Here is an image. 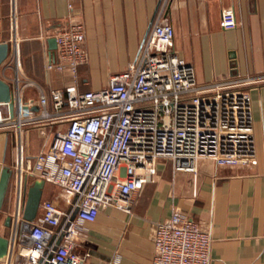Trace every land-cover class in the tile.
<instances>
[{
    "label": "built area",
    "instance_id": "built-area-1",
    "mask_svg": "<svg viewBox=\"0 0 264 264\" xmlns=\"http://www.w3.org/2000/svg\"><path fill=\"white\" fill-rule=\"evenodd\" d=\"M167 1L160 0L134 57L97 88L81 87L86 78L78 70L87 62L83 22L70 19L45 34L55 39L54 48L47 42L44 47L45 70L68 76L51 90L50 104L46 90L20 71L17 12L10 0L7 58L13 74L0 69V78L9 84L12 113L9 100H0V130L11 133L14 158L3 264H80L86 252L78 251V237L85 223L108 204L129 211V198L153 179L159 159L183 170H193L199 157L215 164L253 161L250 96L247 87H238L251 77L198 83L192 65L173 48ZM218 23L235 26L231 6L219 10ZM27 126L43 138L34 154L24 151ZM34 179L51 183L53 192L41 197L39 216L27 220L22 211ZM210 240L209 228L173 207L153 222L151 264H209ZM119 258L115 254L113 261Z\"/></svg>",
    "mask_w": 264,
    "mask_h": 264
},
{
    "label": "crops",
    "instance_id": "crops-1",
    "mask_svg": "<svg viewBox=\"0 0 264 264\" xmlns=\"http://www.w3.org/2000/svg\"><path fill=\"white\" fill-rule=\"evenodd\" d=\"M159 2L15 0L20 71L44 90L68 82L66 72L45 70L44 47L45 34L64 27L70 19L84 24L90 66L109 63L114 72L122 70L134 57ZM224 6L233 9L235 26L231 28H221L218 23ZM167 8L173 48L192 65L198 83L251 77L247 90L254 159L248 164H215L199 157L193 170L175 168L170 159H159L153 179L129 198V211L108 204L85 223L86 229L78 237V251L86 252L80 264H151L153 222L168 216L173 207L209 228V264H264V0H168ZM10 12V0H0V41L8 44L13 42ZM8 63L11 59L6 56L0 66L5 75ZM90 75L88 80L82 78L81 87H99L93 85ZM42 147L43 140L29 154ZM13 158L12 135L0 130V173L5 166L11 170ZM9 189L0 222L11 209ZM52 192V184L45 194L43 186L41 197ZM39 214L38 208L36 217ZM7 231L0 224V234L6 236ZM115 254L120 256L118 262L113 261Z\"/></svg>",
    "mask_w": 264,
    "mask_h": 264
},
{
    "label": "water",
    "instance_id": "water-1",
    "mask_svg": "<svg viewBox=\"0 0 264 264\" xmlns=\"http://www.w3.org/2000/svg\"><path fill=\"white\" fill-rule=\"evenodd\" d=\"M153 18V16H152ZM152 18L149 21L146 32L151 24ZM143 39V38H142ZM47 45L49 48L55 47V39L53 36L47 37ZM9 44L5 41H0V64L6 58L8 53ZM10 87L9 84L0 78V100H9V111L12 113V101L10 100ZM10 176V168L7 166L3 167L0 173V210L3 205L4 196L8 186V179ZM44 186L43 179H34L27 185L26 197L24 201L22 216L27 220H32L36 216L39 201L41 199L42 188ZM10 216L7 214L4 219V225H9ZM8 239L6 236L0 234V258H2L7 250Z\"/></svg>",
    "mask_w": 264,
    "mask_h": 264
},
{
    "label": "rangeland",
    "instance_id": "rangeland-1",
    "mask_svg": "<svg viewBox=\"0 0 264 264\" xmlns=\"http://www.w3.org/2000/svg\"><path fill=\"white\" fill-rule=\"evenodd\" d=\"M98 50H99V48H98ZM92 59H93V56H91V61H92L91 64H93ZM127 61L125 62L123 67H125ZM91 66H90V62L88 59V61L85 64L80 66L78 72H79L80 76H85L86 80H88V77L91 74L90 75V81L93 83L94 86H97V85L101 86V85L105 84L108 80L109 75L112 72H114L113 66L109 63L108 64L104 63L103 65H98L96 67L94 65H91ZM5 73L8 76L12 75L11 64L5 68ZM237 78H241V77H237ZM249 83H251V81L248 83L240 84L238 87L245 88L248 86ZM46 92L50 98L51 90L48 89V90H46ZM49 100H50V104H51V98ZM27 128H28V126H27ZM24 140H25L24 151H25V153H29L30 150L34 149V147H36V146L41 147L42 146L43 138L41 135H39V133L37 132V129L28 128L25 132ZM49 188H51V184L49 182H45L44 183V194H45L46 190H48Z\"/></svg>",
    "mask_w": 264,
    "mask_h": 264
},
{
    "label": "bare ground",
    "instance_id": "bare-ground-1",
    "mask_svg": "<svg viewBox=\"0 0 264 264\" xmlns=\"http://www.w3.org/2000/svg\"><path fill=\"white\" fill-rule=\"evenodd\" d=\"M5 60V59H4ZM4 60L1 62V63H3L4 62Z\"/></svg>",
    "mask_w": 264,
    "mask_h": 264
}]
</instances>
